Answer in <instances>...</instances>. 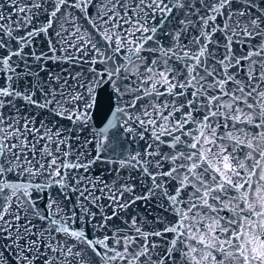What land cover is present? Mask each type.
<instances>
[{
  "label": "snow or ice",
  "instance_id": "1",
  "mask_svg": "<svg viewBox=\"0 0 264 264\" xmlns=\"http://www.w3.org/2000/svg\"><path fill=\"white\" fill-rule=\"evenodd\" d=\"M0 264H264V0H0Z\"/></svg>",
  "mask_w": 264,
  "mask_h": 264
}]
</instances>
